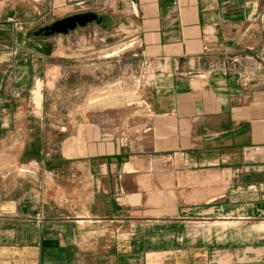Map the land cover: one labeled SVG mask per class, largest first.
<instances>
[{
	"label": "crops",
	"instance_id": "obj_1",
	"mask_svg": "<svg viewBox=\"0 0 264 264\" xmlns=\"http://www.w3.org/2000/svg\"><path fill=\"white\" fill-rule=\"evenodd\" d=\"M130 6L158 69L148 106L132 129L91 122L73 155L0 172V264H264V75L214 64L264 60V0H0V148L21 160L23 119L45 116L6 102L49 66L39 22Z\"/></svg>",
	"mask_w": 264,
	"mask_h": 264
},
{
	"label": "rangeland",
	"instance_id": "obj_2",
	"mask_svg": "<svg viewBox=\"0 0 264 264\" xmlns=\"http://www.w3.org/2000/svg\"><path fill=\"white\" fill-rule=\"evenodd\" d=\"M78 11L81 9L70 8L58 15ZM136 11L135 6H130L124 12L113 14V21L101 18L65 34L49 35L50 50L45 57L49 66L42 68L35 64L30 78L31 91L25 90L19 99L6 101L12 110L44 113V119L36 115L23 119L32 131L19 134L22 137L27 134L29 145L19 161L13 160L15 149L0 148V172L36 171L38 164L28 161L30 157L61 155V150L73 155L75 145L80 149L84 135L90 134L85 129L91 122H124L131 129L139 123L142 109L149 104L145 92L158 69L153 57L144 52L147 45L141 30L143 23L131 13ZM48 22L51 21H40L36 29ZM256 62L264 65V60L255 52H243L232 53L214 64H225L238 75L256 79L264 75V68L257 67ZM36 91L39 92L37 101ZM41 122H44L43 129Z\"/></svg>",
	"mask_w": 264,
	"mask_h": 264
},
{
	"label": "water",
	"instance_id": "obj_3",
	"mask_svg": "<svg viewBox=\"0 0 264 264\" xmlns=\"http://www.w3.org/2000/svg\"><path fill=\"white\" fill-rule=\"evenodd\" d=\"M100 18L101 17L98 15V13L92 10L75 12L55 19L49 24L39 27L38 29L34 30V33H43L45 35H50L55 32L66 33L79 25H85L87 22L92 20L100 21Z\"/></svg>",
	"mask_w": 264,
	"mask_h": 264
},
{
	"label": "flooded vegetation",
	"instance_id": "obj_4",
	"mask_svg": "<svg viewBox=\"0 0 264 264\" xmlns=\"http://www.w3.org/2000/svg\"><path fill=\"white\" fill-rule=\"evenodd\" d=\"M101 17V15H99ZM101 19V18H100Z\"/></svg>",
	"mask_w": 264,
	"mask_h": 264
}]
</instances>
